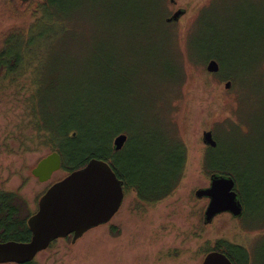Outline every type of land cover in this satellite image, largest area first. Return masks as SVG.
I'll return each instance as SVG.
<instances>
[{"label":"rangeland","instance_id":"1","mask_svg":"<svg viewBox=\"0 0 264 264\" xmlns=\"http://www.w3.org/2000/svg\"><path fill=\"white\" fill-rule=\"evenodd\" d=\"M178 10L184 15L168 22ZM51 12L63 29L50 38L39 23L34 32L43 37L38 98L30 97V79L13 95L0 94V191L14 194L19 220L27 223L68 172L44 183L32 173L53 151L43 136L49 131L40 136L33 126L34 102L48 129L64 126L82 145L105 137L113 146L126 134L115 157L133 177H162L183 150L184 163L167 195L154 187L142 200L140 185L127 182L109 224L75 243L54 241L34 262L202 264L213 249L235 257L241 245L249 264H264V0H59ZM23 24L14 0H0V52L4 36ZM211 59L220 63L216 74L207 72ZM205 131L216 146L204 144ZM213 170L233 175L244 217L224 212L205 224L209 200L196 192L210 186Z\"/></svg>","mask_w":264,"mask_h":264},{"label":"water","instance_id":"2","mask_svg":"<svg viewBox=\"0 0 264 264\" xmlns=\"http://www.w3.org/2000/svg\"><path fill=\"white\" fill-rule=\"evenodd\" d=\"M29 2L32 0H21ZM184 15L178 10L168 22ZM220 63L211 59L207 72L216 74ZM231 83L226 84V89ZM126 134L118 135L113 142L114 150L120 151L127 143ZM205 145L216 146L212 132L203 135ZM61 167L58 154L42 160L33 170V175L41 182L51 179ZM198 198L208 197L210 203L205 211V223L224 212L233 216L242 213V205L235 190L233 178H214L209 189L196 192ZM125 198L123 182L111 165L100 159H92L83 168L71 172L63 180L53 184L41 197L38 211L29 218L28 227L32 237L27 242H0V264H26L47 250L51 244L74 234V241L90 229L109 223L119 212ZM202 264H233L223 252L208 253Z\"/></svg>","mask_w":264,"mask_h":264},{"label":"trees","instance_id":"3","mask_svg":"<svg viewBox=\"0 0 264 264\" xmlns=\"http://www.w3.org/2000/svg\"><path fill=\"white\" fill-rule=\"evenodd\" d=\"M58 1L59 0H32L29 2H22L21 0H14V13L17 17L23 19L25 24L19 27H12L4 36L5 39H2L3 46L6 45V51L0 52V94L9 93L8 95H10L14 92H18V89L20 90V86H22L20 85L21 80L30 79V97L38 98V88L40 83L38 80L41 74V68L38 67V54L41 51L39 49L41 47L39 44L41 42L40 39L43 37L34 34V32L39 34V32H41L40 28L44 27L45 30L43 32H50L51 35L49 34V36L52 38L57 31L63 29V23L60 20L61 18L54 16L51 12L52 6L58 3ZM129 8L134 11L138 10V7L134 4H131ZM183 11L185 13V10ZM116 12L117 18L120 14H122L121 19H119L122 21V19L125 18V11H122L121 5L119 7L117 6ZM126 20L128 21V18ZM39 23L42 24L40 28L38 25ZM33 50H35V53H33ZM213 57L217 58L216 56H212L210 58ZM25 86L28 87V85ZM31 110L33 115V126L39 135L42 136L43 132L48 130L49 132L44 133L43 136L48 139L47 141H49L50 144H52L51 147L54 148V150L59 149L62 154L63 152L61 148L65 146L67 160L64 161V163L65 166L70 169V172L83 168L94 158L104 160L111 165L119 179L124 182L126 179L125 185L127 190H130V186L127 182L130 184L137 183L140 185L138 186L139 188H134V186H132V188L136 189L139 196L142 197V200H150L145 199L147 197L142 196L144 195L142 193L143 191L147 194L149 192L152 193L154 191L152 190L154 187H165L164 193L167 195L170 192L169 186H171V181L176 178V171H179L180 168L183 167L184 150L182 149L183 153L180 152L178 154L177 161L175 163L176 167L173 170L166 172L162 177L160 174L155 172H153L154 178H150L148 180L145 179V181L139 176L133 177L130 169L126 172H122L118 168L120 162L116 160V151L112 146V138L107 140L105 137V140L99 139L100 143L97 144L96 147L89 144H84V146L82 145L81 138L76 140L71 139V134L68 132L69 129H66L64 126H62L61 130L59 129V131L56 130L55 132L53 129H48L41 115L36 113L37 110L35 108V102L34 105L31 106ZM94 142L95 140L93 143ZM90 143L92 144V140H90ZM76 147L79 152H77V156H79L78 159L74 157ZM172 172H174V175ZM13 198L14 196L12 194L0 191V242H27L31 239V231L28 227V223L20 221L18 215L16 218L13 213L4 211L5 207L10 204L11 199ZM213 250L220 251V247ZM236 250L238 254L235 257L230 252L226 253L233 264H249L251 258L248 252L239 247H236ZM26 264L36 263L32 261Z\"/></svg>","mask_w":264,"mask_h":264},{"label":"flooded vegetation","instance_id":"4","mask_svg":"<svg viewBox=\"0 0 264 264\" xmlns=\"http://www.w3.org/2000/svg\"><path fill=\"white\" fill-rule=\"evenodd\" d=\"M205 132H212V131H205ZM204 132V133H205ZM204 133H203V135H204ZM212 136H213V139H214V141L216 142V140H215V137H214V132H212ZM207 147H211V146H209V145H207ZM113 148H114V146H113ZM53 151H52V153L49 155V156H47L46 158H48V157H50V156H52L53 154H58V156L60 157V161H61V167H60V169L58 170V171H56V172H59V171H62V170H64V168L67 170L68 169V172H67V175L65 176V177H67L71 172H70V169L67 167V166H65V163H64V159H63V155H62V153L59 151V149H55L54 150V148L52 149ZM46 158H44V159H46ZM43 159V160H44ZM65 166V167H64ZM217 171H219V170H213V171H210L212 174H210L209 175V179H210V186L209 187H207V188H205V189H209L210 187H211V184H212V181H213V179L214 178H217V177H225V178H233L234 179V177H233V175H231V174H222L221 172H217ZM55 172V173H56ZM33 173V172H32ZM55 173H53V175L55 174ZM52 175V176H53ZM64 177V178H65ZM37 178V177H36ZM63 178V179H64ZM37 179H39V178H37ZM63 179H60V180H58V181H56V182H59V181H61V180H63ZM121 180V179H120ZM49 181V180H48ZM122 182H123V186H124V184H125V182L123 181V180H121ZM47 182V181H46ZM55 182V183H56ZM44 183V182H43ZM54 184V183H53ZM52 184V185H53ZM51 185V186H52ZM50 186V187H51ZM49 187V188H50ZM48 188V189H49ZM47 189V190H48ZM204 189V190H205ZM46 190V191H47ZM235 190H236V192L238 193V199H239V201H240V203H241V205H242V213L239 215V216H236L237 218H241V217H244V213H245V208H244V204H243V201H242V199H241V197H240V192L239 191H237V189H236V187H235ZM124 192H125V189H124ZM9 193V192H8ZM46 193V192H45ZM44 193V194H45ZM43 194V195H44ZM13 196H14V194H12ZM15 197V196H14ZM201 198H206V199H208L209 200V203H210V198H208V197H201ZM125 199V198H124ZM209 203H208V205H209ZM208 207V206H207ZM207 209V208H206ZM4 211H8V212H10V213H13V215L17 218V215H19V209H18V207H17V205H16V203H15V199L13 198V199H11V202H10V204L9 205H7L6 207H5V210ZM229 215H231V216H233L230 212H227ZM233 217H235V216H233ZM28 222V221H27ZM109 224V223H108ZM206 224V223H205ZM207 224H209V223H207ZM104 225H106V224H104ZM102 226V225H101ZM91 230V229H90ZM90 230H88V231H90ZM87 231V232H88ZM87 232H85L84 234H83V236L87 233ZM82 236V237H83ZM31 237H32V234H31ZM69 237H72V240H73V242L75 243L76 241H78V239L76 240V241H74V234H70V235H68L66 238H69ZM82 237H80V238H82ZM79 238V239H80ZM236 247H239V248H241V249H243V250H245V251H247L248 252V254H249V256H250V253H249V251L247 250V248L246 247H242L241 245L240 246H236ZM213 251H216V250H213ZM220 251L222 252L223 251V253H227V251L225 250H222V249H220ZM212 252V251H211ZM210 253V252H209ZM250 258H251V256H250ZM251 261V260H250Z\"/></svg>","mask_w":264,"mask_h":264}]
</instances>
